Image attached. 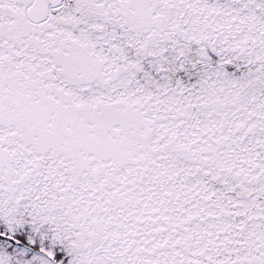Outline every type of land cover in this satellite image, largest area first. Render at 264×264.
<instances>
[{
    "label": "snow or ice",
    "instance_id": "6c2138e0",
    "mask_svg": "<svg viewBox=\"0 0 264 264\" xmlns=\"http://www.w3.org/2000/svg\"><path fill=\"white\" fill-rule=\"evenodd\" d=\"M0 264H264V0H0Z\"/></svg>",
    "mask_w": 264,
    "mask_h": 264
}]
</instances>
